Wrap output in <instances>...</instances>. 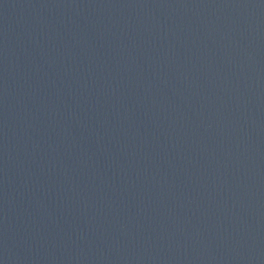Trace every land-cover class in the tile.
Returning <instances> with one entry per match:
<instances>
[{
  "label": "water",
  "instance_id": "95a60500",
  "mask_svg": "<svg viewBox=\"0 0 264 264\" xmlns=\"http://www.w3.org/2000/svg\"><path fill=\"white\" fill-rule=\"evenodd\" d=\"M0 264H264V0H0Z\"/></svg>",
  "mask_w": 264,
  "mask_h": 264
}]
</instances>
